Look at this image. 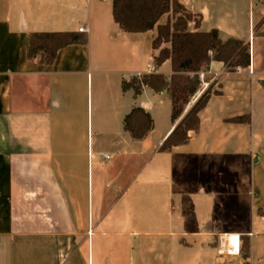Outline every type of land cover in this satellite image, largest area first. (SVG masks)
<instances>
[{
    "label": "crops",
    "instance_id": "0c3cea01",
    "mask_svg": "<svg viewBox=\"0 0 264 264\" xmlns=\"http://www.w3.org/2000/svg\"><path fill=\"white\" fill-rule=\"evenodd\" d=\"M179 2L200 17L190 31L249 42L251 64L213 61L186 112L221 94L162 152L179 122L169 91L123 89L150 74L157 26L124 32L112 0H0V264H264V0ZM81 28L88 43L52 65L28 59L32 33ZM155 73L169 81L171 61ZM134 108L154 121L140 140L125 129Z\"/></svg>",
    "mask_w": 264,
    "mask_h": 264
},
{
    "label": "trees",
    "instance_id": "16d2710c",
    "mask_svg": "<svg viewBox=\"0 0 264 264\" xmlns=\"http://www.w3.org/2000/svg\"><path fill=\"white\" fill-rule=\"evenodd\" d=\"M113 17L120 28L127 33H145L155 29L158 35L153 41V49L159 51L154 57L156 69L171 61L172 75L168 81L162 74L151 73L136 77L131 83L123 82V89H134L140 95L144 87L156 92L168 90L172 101V121L176 124L172 133L161 147L162 152H170L174 147L185 145L190 140V132L200 130V112L207 106L213 95L221 91L210 86L186 112L202 89L201 73L209 71L213 61L222 62L226 69L234 72L248 68L251 64L249 42L225 37L218 30L192 32L189 23L195 22L199 28L200 17L189 11L179 0H112ZM172 14L165 25H158L160 19ZM264 24V18L256 29ZM88 38L80 32H36L29 38L27 57L44 65H52L58 52L70 45L87 44ZM169 44L170 48H163ZM233 122H250V119L235 118ZM154 121L142 108H134L125 118V129L135 139H143L152 130ZM264 216V210H259ZM241 254L250 257V240L242 237ZM249 264V263H246Z\"/></svg>",
    "mask_w": 264,
    "mask_h": 264
},
{
    "label": "built area",
    "instance_id": "2783aa9c",
    "mask_svg": "<svg viewBox=\"0 0 264 264\" xmlns=\"http://www.w3.org/2000/svg\"><path fill=\"white\" fill-rule=\"evenodd\" d=\"M80 32L81 33H83V32H85V29L84 28H81L80 29ZM148 70H149V73L151 74V73H155L156 72V67H155V65L154 64H149L148 65ZM108 158V157H107Z\"/></svg>",
    "mask_w": 264,
    "mask_h": 264
},
{
    "label": "bare ground",
    "instance_id": "6f19581e",
    "mask_svg": "<svg viewBox=\"0 0 264 264\" xmlns=\"http://www.w3.org/2000/svg\"><path fill=\"white\" fill-rule=\"evenodd\" d=\"M221 246H224V244H222ZM226 249H229L230 252L234 251V248L231 247V246H228V247H225V248H221V252L222 253H225L226 252Z\"/></svg>",
    "mask_w": 264,
    "mask_h": 264
},
{
    "label": "rangeland",
    "instance_id": "374dc122",
    "mask_svg": "<svg viewBox=\"0 0 264 264\" xmlns=\"http://www.w3.org/2000/svg\"><path fill=\"white\" fill-rule=\"evenodd\" d=\"M133 78H135V77H133ZM133 78H131L130 79V81L129 82H127V83H131L133 80ZM136 79H137V81H138V83H140L141 82V77H136ZM223 241H225V240H223ZM230 245H233L232 243H230ZM228 251H229V249H227ZM228 253H230V251L228 252Z\"/></svg>",
    "mask_w": 264,
    "mask_h": 264
}]
</instances>
